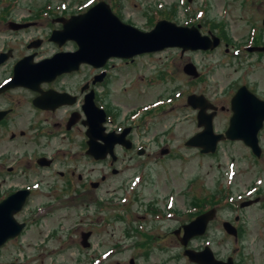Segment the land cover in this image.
<instances>
[{
    "label": "rangeland",
    "instance_id": "374dc122",
    "mask_svg": "<svg viewBox=\"0 0 264 264\" xmlns=\"http://www.w3.org/2000/svg\"><path fill=\"white\" fill-rule=\"evenodd\" d=\"M88 1L0 0V50L13 49L8 64L31 52L25 41L33 34L41 33L44 38L42 47L35 49L39 58L57 52L54 44L45 41L51 29L60 28L54 20L85 12ZM102 1L109 7L118 2L121 20L140 30L150 29L158 15L172 13L165 17L170 22L199 24L202 35L219 37L220 44L211 51H188L181 57L177 47H168L138 56L129 65L111 59L114 76L107 101L117 114L107 131L117 125L131 126L136 148H118V161L109 168L83 155L84 129L80 125L66 132L67 115L37 113L22 99L12 121L0 128V199L25 185H31L32 191L16 216L27 226L0 249V264H193L183 256L173 232L195 216L206 197L212 200L218 182L224 187L222 192L233 199L232 209L222 202L224 206L208 223L206 236L190 239L188 247L201 250L207 245L216 259L232 256L238 264H264V128L259 133L260 158L238 141H220L214 154L185 147V141L201 130L196 124L197 110L187 105L188 95H202L216 107L215 134L228 126L230 98L238 87L245 85L264 100V55L244 50L251 42L247 37L257 39V46L264 45V0ZM9 17L15 23L35 21L34 28L24 33L12 30L6 23ZM235 50L239 51L236 56ZM188 64L197 77L184 72ZM9 73L0 66V80ZM86 74L82 70L64 77L61 88L77 93ZM13 93L5 98L13 100L11 97L22 93L31 96L29 92ZM156 101L167 102V106L156 109L147 105L146 109L151 107L147 113L128 117L138 107ZM31 124L39 132L36 140ZM138 149L143 153L138 154ZM30 155L50 156L52 163L42 168L33 166L31 160L28 168L25 158ZM7 166H12L14 175L4 178ZM101 172L104 181L99 178ZM77 175L82 176L83 184ZM87 180L99 181L98 188L88 186L85 193ZM191 182L194 188L186 193ZM246 199L256 201L240 209L238 204ZM236 214L238 221L234 220ZM225 221L236 224L237 238L224 232ZM85 232L91 233L88 248L81 246Z\"/></svg>",
    "mask_w": 264,
    "mask_h": 264
},
{
    "label": "water",
    "instance_id": "95a60500",
    "mask_svg": "<svg viewBox=\"0 0 264 264\" xmlns=\"http://www.w3.org/2000/svg\"><path fill=\"white\" fill-rule=\"evenodd\" d=\"M55 22L60 23L62 28L53 31L49 41L59 46L67 41H73L77 50L59 52L35 64H31L30 59L19 62L8 87L23 86L37 89L36 87L41 82L51 81L62 73L76 71L81 64L99 68L104 66L110 58L131 59L136 55L157 52L168 47L206 51L214 49L219 44V39L215 36L211 38L202 36L198 27L178 26L165 20L157 22L150 31H141L120 21L104 2L95 4L83 14L71 16L69 19L58 18ZM15 27L21 28L22 26ZM249 50L264 51V48ZM184 71L186 74L196 76L194 68L189 64L186 65ZM52 96L55 106L62 103H73L65 99V97L70 98L65 93ZM34 104L40 106L39 101H34ZM187 105L198 110L197 126L202 130L187 139L185 146L199 148L202 154H212L220 141L226 139L241 141L256 157H260L261 148L257 135L264 123V101L248 91L245 86L240 87L230 100L231 116L223 134L214 133L212 119L215 116L216 107L202 95L188 96ZM207 109H212V112L207 113ZM83 111L87 117V120L83 122L88 127L86 135L91 137V133H96L97 136L102 130L103 112L94 107L91 101L84 103ZM70 123H73L72 119ZM93 139L90 138L88 145L90 146L89 153L94 155L96 144ZM46 165L49 164L46 163ZM28 196V190H18L0 202V248L9 239L18 236L24 228L25 224L18 223L14 215L21 211ZM249 204L250 202H247L244 205ZM213 216L214 210H210L199 215L190 224L183 226V236L178 237L180 243L186 246L190 238L202 235ZM224 227L228 233H231L228 225L224 224ZM179 232L180 230H177L175 234L178 236ZM88 236L89 233L82 236L83 247H88ZM184 255L196 264H234L231 258L225 262L215 259L208 247L198 252L186 249Z\"/></svg>",
    "mask_w": 264,
    "mask_h": 264
},
{
    "label": "flooded vegetation",
    "instance_id": "af4514ba",
    "mask_svg": "<svg viewBox=\"0 0 264 264\" xmlns=\"http://www.w3.org/2000/svg\"><path fill=\"white\" fill-rule=\"evenodd\" d=\"M77 14H80V13L78 12L74 15H77ZM32 23L34 24L35 21H32V20L31 21H22L21 20L20 25L21 26L25 25V27H24V29H21L18 31L23 32V33L28 32L27 29L29 27L34 28L33 25H32L33 27L31 26ZM60 28H61V25H60ZM60 28H54V29L58 30ZM54 29H51V31ZM51 31H50V34H51ZM50 34H49V37H50ZM49 37H47L45 39V41L48 42ZM43 40H44V38H43L41 33L33 34L32 36L27 38L25 41V47L27 49H30L31 52L28 54H24L20 58H17L13 62H11L10 65L8 64V60L13 57V49L8 46V47H2V49L0 50V66L3 69H6L7 71L10 70V73L0 80V89L1 88L3 89L2 91H0V113H3V114H0V128L7 126L8 123L10 121H12V117L17 114L16 106L21 103L22 99L28 100L27 103H29L30 106L37 113L40 111H46V112H51V113H55L57 111H60V113H59L60 116L67 115V120L64 124V128H65L66 132H71L73 129L78 128V125H80L84 129L83 130L82 152H83V155L86 157L87 156L86 151L89 148L88 142L90 141V138H94L93 142L95 144L101 145V144H103L102 140H103L104 134H106V132H107V134H110V133L114 132V129H116L115 130L116 132H119V133L121 132L119 126H115L113 129L110 128L107 131V126H111L112 123H114V121L116 120L115 115L117 114L116 110L112 109L110 107V105H108V101H107V97H109V95L107 94V90L113 83L112 80H113L114 75H112V68L114 67V65L111 64L113 60H109L106 63V65H104L101 68H93L92 66H89L86 64L81 65L79 67V69L75 72L64 73V74H61L60 76L56 77L53 81L40 83L36 87L37 89H30V88H25V87H21V86L8 87V84L6 82H8L12 78L13 70H14V67L17 65V63L24 61L26 59H28V60L30 59V63L34 64L41 59L47 58V57L39 58L38 53L35 50V49H39L42 47ZM48 43H50V42H48ZM37 44H38V47H36ZM51 44H54V43H51ZM68 45L71 46V49H69V50H68V48H66V46H68ZM55 46L58 49L57 52H61V51L72 52V51L76 50V45L73 42H69V41L66 42L61 47H59L58 45H55ZM57 52H55V53H57ZM55 53H53V54H55ZM122 61H123V63L129 65V64H133L136 60L134 59L133 61H124V60H122ZM82 70H85L87 72V74H86V78L80 82L77 93L76 92L74 93L73 91L70 92L64 88H61V84H63L62 80L64 77L79 74ZM13 91L29 92L31 94V96L29 97V96L24 95V93H22L16 97H11L14 100V103H13V100H11L10 98H5V96L7 94H9L10 92H12V95H13L14 94ZM64 93L69 94L70 96L74 97V99L72 97H70V98L65 97V99H67L68 101L70 100L73 103L72 104L71 103H62L61 105H59L60 107L55 106L54 102H53V96L52 95L64 94ZM15 98H17V99H15ZM34 101H39V104L41 107L36 106L34 104ZM88 101L89 102L92 101L94 103V105L98 109L103 110V112L105 114L104 120L102 121V126L104 127V129L102 131L98 132L97 136H96V133H91V137L87 136L86 135L87 126L83 124V122L87 120V117L85 116L84 111H83V105L85 102H88ZM70 118H72L73 123L68 124V121ZM57 125H60V124H57ZM29 129L33 133L34 140H36V136L39 135L37 126L34 124H31ZM129 131H130V129L126 133H128ZM130 134L126 137L128 141L132 140ZM20 135L23 136L22 133ZM10 137H11V139H14L15 138L14 133H11ZM117 148H120V147L117 146L116 149ZM24 155H26V152H23V154H21L20 156L23 157ZM41 158H46V160H40ZM25 159H27V161L25 162L26 166L28 168H31L32 164H30V162H29L31 160H33V166L40 167V166H43L46 164L45 161H48L51 164L52 163L51 161L53 158L50 156H43V155L32 157V155H30L28 158H25ZM96 163H103V161L96 162ZM59 174L61 177L63 176L62 172H59ZM1 175H2V172H1V167H0V176ZM9 175H14V172L12 170V166L6 167V175L4 178H9ZM103 178H104L103 172H101L100 179L103 181L104 180ZM77 180H78V182H81L82 176L77 175ZM90 182L91 181H89V184H90ZM83 183H84V181H83ZM87 184H88V180H87ZM26 186L27 185H25V187ZM80 188H81V186H78L77 191H80ZM16 190L17 189H15V191ZM83 191L86 193L87 188L84 187ZM7 194H9V193H6L5 195H7ZM237 219L238 218H236L235 220H237Z\"/></svg>",
    "mask_w": 264,
    "mask_h": 264
},
{
    "label": "trees",
    "instance_id": "16d2710c",
    "mask_svg": "<svg viewBox=\"0 0 264 264\" xmlns=\"http://www.w3.org/2000/svg\"><path fill=\"white\" fill-rule=\"evenodd\" d=\"M169 16H173V14L171 13V14H168V16H165L166 18H169ZM164 17V18H165ZM203 205V204H202Z\"/></svg>",
    "mask_w": 264,
    "mask_h": 264
}]
</instances>
